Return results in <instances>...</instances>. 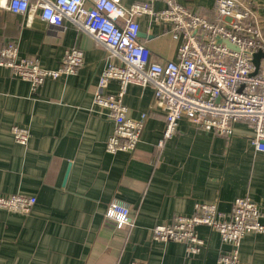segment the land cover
I'll return each instance as SVG.
<instances>
[{"label": "crops", "instance_id": "crops-1", "mask_svg": "<svg viewBox=\"0 0 264 264\" xmlns=\"http://www.w3.org/2000/svg\"><path fill=\"white\" fill-rule=\"evenodd\" d=\"M118 1L129 6L136 0ZM174 1L211 16L213 0ZM139 23L138 40L151 59H175L178 42L164 24L146 15ZM4 38L44 68H56L67 48H81L84 59L75 74L47 78L35 91L0 68V194L36 198L26 215L0 210V264H217L228 246L207 226L196 228L206 241L196 254H187L182 242L152 239L154 225L191 214L197 201H215L228 212L235 198L249 196L264 224V152L253 148L245 124L235 123L232 135L223 137L181 118L158 147L164 112L151 106L150 85L129 84L123 98L128 115L145 113L140 138L131 152H107L113 123L93 103L105 48L69 21L54 28L38 11L0 7ZM117 86L110 81L106 90ZM12 125L28 129L25 145L13 141ZM113 198L128 205L131 226L116 228L105 216ZM239 256L245 264H264V231L246 233Z\"/></svg>", "mask_w": 264, "mask_h": 264}, {"label": "built area", "instance_id": "built-area-1", "mask_svg": "<svg viewBox=\"0 0 264 264\" xmlns=\"http://www.w3.org/2000/svg\"><path fill=\"white\" fill-rule=\"evenodd\" d=\"M155 1L163 6L154 8ZM256 3L213 0L211 16L174 0H136L129 6L118 0H0V7L38 11L39 18L54 28L69 21L105 48L93 103L113 123L105 142L107 152H131L140 138L145 113L139 118L128 115L123 98L129 84L150 85L151 106L164 112L158 147L186 118L223 137L232 135L235 123H243L250 129L253 148L264 152V24ZM145 15L164 24L178 42L175 59L152 60L148 47L138 40L139 18ZM83 59L81 48H67L56 68H44L37 58L21 57L14 39H0V68H8L11 77L27 80L34 91L47 78L75 74ZM110 81L117 82L115 92L106 90ZM11 135L16 144L25 145L29 131L12 125ZM35 201L33 195L0 194V210L26 215ZM105 216L119 229L133 223L128 205L117 198L109 202ZM260 216V205L249 196L235 198L228 212L219 210L215 201H197L191 214L154 225L151 235L156 241L182 242L190 255L205 247L196 228L207 226L228 246L216 263L245 264L239 256L240 244L246 233L264 231ZM129 264L146 263L134 259Z\"/></svg>", "mask_w": 264, "mask_h": 264}, {"label": "rangeland", "instance_id": "rangeland-1", "mask_svg": "<svg viewBox=\"0 0 264 264\" xmlns=\"http://www.w3.org/2000/svg\"><path fill=\"white\" fill-rule=\"evenodd\" d=\"M258 4L256 3V6H258L259 9V15L262 19V23L264 24V0H256Z\"/></svg>", "mask_w": 264, "mask_h": 264}, {"label": "water", "instance_id": "water-1", "mask_svg": "<svg viewBox=\"0 0 264 264\" xmlns=\"http://www.w3.org/2000/svg\"><path fill=\"white\" fill-rule=\"evenodd\" d=\"M259 54H256V56H258Z\"/></svg>", "mask_w": 264, "mask_h": 264}]
</instances>
